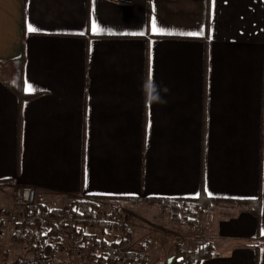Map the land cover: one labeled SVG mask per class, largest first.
<instances>
[{"label":"crops","instance_id":"1","mask_svg":"<svg viewBox=\"0 0 264 264\" xmlns=\"http://www.w3.org/2000/svg\"><path fill=\"white\" fill-rule=\"evenodd\" d=\"M5 185L34 188L47 211L92 198L158 218L205 197L203 221L184 210L155 240L171 243L170 264L201 238L213 255L199 264H264V0H0ZM1 229L5 258L28 251L16 226Z\"/></svg>","mask_w":264,"mask_h":264},{"label":"trees","instance_id":"2","mask_svg":"<svg viewBox=\"0 0 264 264\" xmlns=\"http://www.w3.org/2000/svg\"><path fill=\"white\" fill-rule=\"evenodd\" d=\"M21 61V60H20ZM20 64L22 63L19 62ZM23 65V64H22ZM211 200L201 197L198 201L190 202L187 201H168L163 203V207L165 210L169 211H184L188 204H191L198 208L200 211H205L210 208ZM241 206H244L251 214L258 217L259 214V206L258 203L252 201H244L240 203ZM33 210L40 211L43 215L48 217H57L61 214V211H47V209L40 208L39 204L35 203ZM68 211L74 217H78L80 214L82 216H90L92 213V207L85 205L84 203H76L75 205L69 206ZM178 219V218H177ZM31 227L30 224H24L22 231H15V243L19 245H24L28 248L30 252V256L26 257H16L15 256L8 261L7 257L5 258V253H0V264H72L71 262H64L59 260L56 257V249L51 248L49 244H46V240L49 237H55V229L50 228L49 230L41 228L39 224H34ZM107 227H111V225H106ZM2 227V224L0 225ZM113 227V226H112ZM120 231V230H119ZM123 233L126 231L122 230ZM83 231H79L77 236L81 238V240L85 241V246H87L91 242V251L90 257L96 262V264H119L115 253L123 244V236L120 239L119 243H107L103 240L96 241L89 236H85L82 234ZM82 249L86 248L84 246ZM213 255L209 246L206 245L202 249H198L193 253L182 254L183 262L186 264H199L204 259H207ZM136 260H142L140 264H146V261L140 257H137L133 253L126 254L125 260L123 264H134ZM4 261V262H3ZM8 261V262H7ZM182 264V262H180Z\"/></svg>","mask_w":264,"mask_h":264},{"label":"built area","instance_id":"3","mask_svg":"<svg viewBox=\"0 0 264 264\" xmlns=\"http://www.w3.org/2000/svg\"><path fill=\"white\" fill-rule=\"evenodd\" d=\"M80 199L75 198L73 199V203L75 202H86L91 203L96 207L97 209L100 208V206H103V203L101 201L96 200H90L87 198ZM12 207L8 209L7 211L0 210V225L2 222H6L8 224H12L13 226H16V231L20 232L23 229L24 224H39L41 228L49 230L50 228L55 229V237L51 239L49 242V245L51 248H55L56 250L67 253L71 251L72 253L76 252L77 249L70 248V245L77 244L79 247V244L77 243V240L75 239L77 237V228L81 226V223L87 227L95 228L99 225H111L115 229L120 231H126V213L123 208L119 205L110 204L107 207L111 212H97L93 211V216H82L81 214L74 220H77L75 222L70 214H62L59 217H48L43 215L38 210H33V207L36 203V195L35 192L31 188H23L20 191H17L15 195L13 196V199L11 200ZM92 215V214H91ZM171 217H179L180 213L179 211H172L170 213ZM126 225V226H125ZM77 227V228H76ZM1 237H2V229L0 227V249H1ZM79 242V241H78ZM70 244V245H69ZM205 240L200 239L198 242V245L194 247L190 253H193L197 251L198 249H202L205 247ZM131 248V242L129 236L124 233L123 236V244L115 253L117 261H124L126 254L130 251ZM79 251L81 249H78ZM185 250L182 249L181 252H184ZM91 257L89 258V260ZM87 262H83L82 264H86Z\"/></svg>","mask_w":264,"mask_h":264},{"label":"rangeland","instance_id":"4","mask_svg":"<svg viewBox=\"0 0 264 264\" xmlns=\"http://www.w3.org/2000/svg\"><path fill=\"white\" fill-rule=\"evenodd\" d=\"M23 188H31L35 192V195H36V198H37L36 191L32 187L23 186V187H15V188H11L10 189V187H7L5 185L3 187H0V190H1V193L4 194L6 196V198L8 199L7 201L9 203V205H8L7 208L5 207V208L0 209V210L7 211L8 209H10L12 207V203H11L12 201L11 200L13 199V196L15 195V193L17 191H20ZM73 199H75V198H69L66 201L65 204L60 205L61 207H63V209H62L61 214L59 216H61L62 214H70L72 216V214L68 211L69 206L75 205L76 203H78V202L73 203ZM89 199L90 200H96V201L98 200V201H101L103 203V206H100V208L97 209L98 211L94 210V211H96V213L97 212H108L110 210H113V209H109V208L104 207V206H108L110 204L111 205L112 204L119 205V204L113 203L111 201H102L100 199H92V198H89ZM119 206H121V208L124 209V211H125V213L127 215L126 219H125V222H126V225H127V226L125 225L127 227L126 228V234L130 238V242L132 244V252H133V254L136 255L137 257H140V258L144 259L146 261V264H167V261L170 259V257H168V254H171V253H169V251H167L165 249L167 248V245L170 246L171 243L169 241H167V244L161 245V244H157V241H155V240L159 239V237H162V236L169 237L170 233L172 232L173 222L181 221L184 218H186V215H184L182 213L183 211H181V212L179 211L180 216L178 217L177 221H172V218L170 217L169 213H168V216L164 215L166 217H160V218H158L156 216L147 217V216H145V214H147V213H144L142 215V213H140L139 211L132 210V209H130V208L124 206V205H119ZM186 210H188L189 213H191V214H196L195 216H198V215L205 216L204 213H202V211H200L198 208H196L193 205H189V207L186 208ZM91 214L92 215H90V216H93L94 212H92ZM59 216H57V217H59ZM199 217L200 216H198V219H200L202 221L204 220V217H200V218ZM76 218L77 217H74V216L72 217L73 220L76 219ZM74 221L77 222V220H74ZM196 221H197V219H196ZM77 227H78V222H77ZM97 228H98V226H96L95 228H90V227H87V226H85V225H83L81 223V226L79 228H77L76 230H77V233H78L80 230L81 231H83L85 229L86 230L87 229L96 230ZM77 233H76V235H77ZM101 236L102 235H101V233L98 232V230H96V234L89 235V237L93 238V240L95 238H98L99 240L103 239ZM122 236H124V235L122 234ZM146 237H148L150 240H149L148 244H144V246H143L142 245L143 244L142 241ZM106 238L110 239V237H108V236ZM75 239L77 240V243L79 244V247H78L77 244H75V245L74 244H72V245L69 244L70 248L77 249V251L73 253L74 256H78L77 254H79L81 252L80 255H82V254L85 255L84 253H89L88 256L90 258L91 242L87 246H85V241L81 240V238L79 236H77ZM201 239H204V238H201ZM80 242H81V245L86 247V248L82 249L81 248L82 246L80 245ZM205 246H206V244H205ZM6 247L7 246L5 245V248ZM173 247L174 246H171L170 249L172 250V253L176 255L177 252H176V250ZM78 249H81V250L79 251ZM142 250H145L146 252H144ZM8 252H9L8 253V258H7L8 261H10L11 258L14 257V256L16 258V257H26V256H30L31 255L30 252L27 251L26 249H24V250L22 248L19 249L18 245L15 247L14 251H8ZM58 259L61 260V261H64V262H71L72 264H77V262H78V261L73 260L72 258H71V260H69V259L62 260L61 258L58 257ZM93 261H94L93 259H90V260L88 259L86 261L87 262L86 264H90V263H95L96 264V262H93ZM141 261L142 260H136V262L134 264H140ZM79 262H82V260H80ZM123 262L124 261H122V262L118 261L119 264H123ZM4 263H1V264H4ZM78 264H80V263H78ZM174 264H176L175 261H174Z\"/></svg>","mask_w":264,"mask_h":264},{"label":"snow or ice","instance_id":"5","mask_svg":"<svg viewBox=\"0 0 264 264\" xmlns=\"http://www.w3.org/2000/svg\"><path fill=\"white\" fill-rule=\"evenodd\" d=\"M32 30H34V29H32L31 27L29 28V31H32ZM93 30L94 31H100V29H99V27L95 24V22L93 23ZM153 30H156V24H155V21H153ZM26 90H28V91H31L32 90V87H31V85H27L26 86Z\"/></svg>","mask_w":264,"mask_h":264},{"label":"water","instance_id":"6","mask_svg":"<svg viewBox=\"0 0 264 264\" xmlns=\"http://www.w3.org/2000/svg\"><path fill=\"white\" fill-rule=\"evenodd\" d=\"M171 262H172V259H169V260L167 261L168 264H170Z\"/></svg>","mask_w":264,"mask_h":264}]
</instances>
